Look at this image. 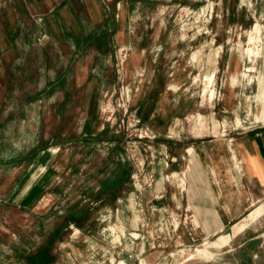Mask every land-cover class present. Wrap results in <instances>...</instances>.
<instances>
[{
  "label": "rangeland",
  "instance_id": "rangeland-1",
  "mask_svg": "<svg viewBox=\"0 0 264 264\" xmlns=\"http://www.w3.org/2000/svg\"><path fill=\"white\" fill-rule=\"evenodd\" d=\"M35 2L0 0V15L42 23L48 12L26 13ZM100 3L127 16L112 54L62 59L27 43L0 53V264H45L33 259L60 228L46 247L52 264H264V216L229 244L263 208L227 244L207 241L184 184L191 154L233 152L264 130V0ZM79 26L75 41L90 30ZM86 35V51L105 42ZM121 165L125 183L109 195ZM84 208L85 220L65 226Z\"/></svg>",
  "mask_w": 264,
  "mask_h": 264
},
{
  "label": "crops",
  "instance_id": "crops-1",
  "mask_svg": "<svg viewBox=\"0 0 264 264\" xmlns=\"http://www.w3.org/2000/svg\"><path fill=\"white\" fill-rule=\"evenodd\" d=\"M114 4L115 1H112L109 6ZM34 5L35 8L26 6V13L31 18L34 16L32 15L33 11L48 12L43 15L45 21L43 19L42 23L19 24L20 21L16 17V20L11 18V25H7L8 21H5V18L0 15V53L7 44L15 46L27 43L44 50L43 53L46 55L48 52L53 53V48L55 55L59 53L62 59L70 56L69 53H66L69 51L71 57L78 59L86 56L110 55L112 52L109 50V45L112 43L113 46H116V40L122 30L120 28L121 19L127 17L126 14L118 12L116 15L119 19L116 20L115 12L112 9H105L100 0H36ZM54 10L58 11L57 19L54 15L53 18L50 17L52 14L49 13ZM63 13L71 14V21L62 19ZM78 17L84 20L76 21ZM79 24L90 26L89 33L96 32L98 36L103 35L105 38L103 45L92 44L90 50L86 51L85 44H80V42L89 33L80 32V40L75 41L72 38L73 28L75 26L79 30ZM117 25L120 28L118 35L116 34ZM91 26L94 27L91 28ZM9 29L12 30L11 33L8 32ZM44 35L49 36L50 40L43 44V47H38L42 44H39L37 39ZM113 46H111L112 49ZM81 69L87 71L85 67ZM223 147H225L223 153H217L216 151L219 149L214 148L210 153L202 155L203 159L196 152L191 154L190 166L186 172L187 185L186 182L184 184L186 201L198 210L197 224L200 226L203 239L207 241H211L213 238L217 241L221 236L232 235L234 226L241 224L257 208H263L256 220L241 233L231 237L229 242L231 244L240 234L250 227L256 226L257 221L264 216V130H255L250 135L242 136L233 152L231 144L227 149V145H223ZM235 161L238 170L241 163L245 164L243 170L246 175L245 181L248 191H251L247 197L238 190L243 176H240L234 169ZM37 177L39 178V175L32 179L30 187L36 184Z\"/></svg>",
  "mask_w": 264,
  "mask_h": 264
},
{
  "label": "trees",
  "instance_id": "trees-1",
  "mask_svg": "<svg viewBox=\"0 0 264 264\" xmlns=\"http://www.w3.org/2000/svg\"><path fill=\"white\" fill-rule=\"evenodd\" d=\"M44 148L45 147L42 146V149H44ZM121 167H122V170H121L120 174L115 177V181L113 180L112 183H110L108 185L106 184L103 187V191L106 192L109 195H114L115 196L116 191L125 183V180H126L125 177L126 176H125V174L123 172H124V169H126L127 167H123L122 165H121ZM86 217H87L86 209L85 208L84 209H80L77 212H74L73 214H70L66 218L64 224H65V226L69 225V223L80 224L83 220H85ZM60 229L55 230L54 233L52 234L50 240H48V242L46 243L47 245L38 251V256H36L33 259L35 263H38L40 261L42 263L45 262V264H52L51 260L49 259L48 251H47L46 247L48 245L50 246V243L52 241H54V239L57 238V236L61 232Z\"/></svg>",
  "mask_w": 264,
  "mask_h": 264
},
{
  "label": "bare ground",
  "instance_id": "bare-ground-1",
  "mask_svg": "<svg viewBox=\"0 0 264 264\" xmlns=\"http://www.w3.org/2000/svg\"><path fill=\"white\" fill-rule=\"evenodd\" d=\"M260 31V26L258 25L256 28H255V33H258ZM254 34H252L251 35V37H250V40H249V44H253L254 42H255V40H256V38H257V36L256 37H254L253 36ZM242 52V51H241ZM248 52V54L251 56L252 54H254L255 53V50L254 49H250L249 48V50L247 51ZM242 54V53H241ZM257 55V54H256ZM209 82L210 83H212V85L214 84V78H215V73H212V74H210L209 75ZM218 136V135H217ZM220 239H221V241L224 243V244H227L228 242H229V239H228V237H220Z\"/></svg>",
  "mask_w": 264,
  "mask_h": 264
}]
</instances>
